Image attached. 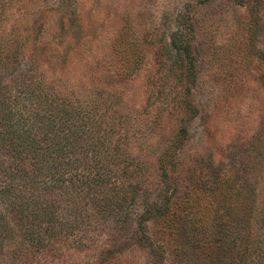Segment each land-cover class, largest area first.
<instances>
[{
    "label": "rangeland",
    "instance_id": "rangeland-1",
    "mask_svg": "<svg viewBox=\"0 0 264 264\" xmlns=\"http://www.w3.org/2000/svg\"><path fill=\"white\" fill-rule=\"evenodd\" d=\"M122 32L124 42L113 50ZM0 33L27 41L5 83L24 80L32 67L51 98L88 111V126L101 121L109 146L140 174L135 203L100 223L125 217L131 233L154 203L177 218L185 214L179 203L187 190L196 183L197 195L204 187L215 191L223 176L226 191L238 192L236 218L244 205L260 210L264 0H0ZM210 196L202 201L208 221L214 218ZM154 216L149 235L167 253L163 264H173L179 235L160 231L169 216ZM127 243L124 264H152L140 245ZM102 246H71L43 264H100Z\"/></svg>",
    "mask_w": 264,
    "mask_h": 264
},
{
    "label": "trees",
    "instance_id": "trees-1",
    "mask_svg": "<svg viewBox=\"0 0 264 264\" xmlns=\"http://www.w3.org/2000/svg\"><path fill=\"white\" fill-rule=\"evenodd\" d=\"M26 42L0 33V264H43L71 246L84 249L97 241L104 245L100 264H124L128 241L150 254L152 264L168 262L148 229L153 215L164 219L174 212L168 206H148L131 233L125 217L110 226L100 223L124 215L143 187L140 174L130 170L133 162L105 140L102 122L88 126V111L51 98L32 67L24 80L5 83L4 74L17 68ZM117 42L113 50L124 42V32ZM225 179L200 195L195 183L179 203L185 214L159 224L161 232L165 227L179 235L172 243L173 264H264V200L256 212L244 205L239 220L238 192L226 191ZM210 195L214 218L208 221L202 201ZM256 219L262 221L258 227Z\"/></svg>",
    "mask_w": 264,
    "mask_h": 264
}]
</instances>
